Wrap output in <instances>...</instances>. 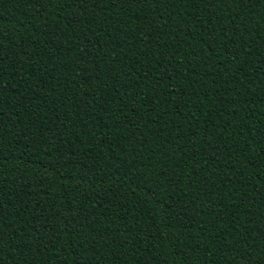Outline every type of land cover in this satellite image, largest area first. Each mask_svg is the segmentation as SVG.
<instances>
[{
	"label": "trees",
	"instance_id": "obj_1",
	"mask_svg": "<svg viewBox=\"0 0 264 264\" xmlns=\"http://www.w3.org/2000/svg\"><path fill=\"white\" fill-rule=\"evenodd\" d=\"M0 264H264V0H0Z\"/></svg>",
	"mask_w": 264,
	"mask_h": 264
}]
</instances>
